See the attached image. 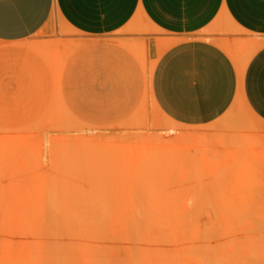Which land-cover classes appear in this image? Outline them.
<instances>
[{"label": "rangeland", "instance_id": "obj_1", "mask_svg": "<svg viewBox=\"0 0 264 264\" xmlns=\"http://www.w3.org/2000/svg\"><path fill=\"white\" fill-rule=\"evenodd\" d=\"M152 30L140 16L125 29ZM77 36L53 12L26 42L45 65L41 78L53 72V91L51 81L8 90L0 81V264H264V195L244 178L208 187L197 177L194 131L149 94L163 47L149 54L126 43L146 94L124 119L96 125L58 95L63 64L85 42L67 39ZM262 40H250L245 59Z\"/></svg>", "mask_w": 264, "mask_h": 264}, {"label": "crops", "instance_id": "obj_2", "mask_svg": "<svg viewBox=\"0 0 264 264\" xmlns=\"http://www.w3.org/2000/svg\"><path fill=\"white\" fill-rule=\"evenodd\" d=\"M53 12L78 35L68 40H85L58 74L67 109L96 125L124 119L147 89L140 58L126 43L145 44L149 54L162 46L149 94L171 122L194 131L197 177L219 188L244 178L264 195V0H0L5 87L51 81L54 90L53 72L41 78L45 65L26 43L47 30ZM138 16L153 30L127 34Z\"/></svg>", "mask_w": 264, "mask_h": 264}]
</instances>
